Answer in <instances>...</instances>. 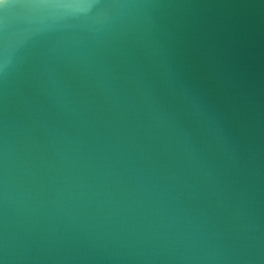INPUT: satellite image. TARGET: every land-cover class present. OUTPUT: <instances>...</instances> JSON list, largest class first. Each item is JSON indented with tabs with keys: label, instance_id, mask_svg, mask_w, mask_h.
<instances>
[{
	"label": "water",
	"instance_id": "obj_1",
	"mask_svg": "<svg viewBox=\"0 0 264 264\" xmlns=\"http://www.w3.org/2000/svg\"><path fill=\"white\" fill-rule=\"evenodd\" d=\"M0 264H264V0H7Z\"/></svg>",
	"mask_w": 264,
	"mask_h": 264
},
{
	"label": "snow or ice",
	"instance_id": "obj_2",
	"mask_svg": "<svg viewBox=\"0 0 264 264\" xmlns=\"http://www.w3.org/2000/svg\"><path fill=\"white\" fill-rule=\"evenodd\" d=\"M7 5V0H0V8L5 7Z\"/></svg>",
	"mask_w": 264,
	"mask_h": 264
}]
</instances>
